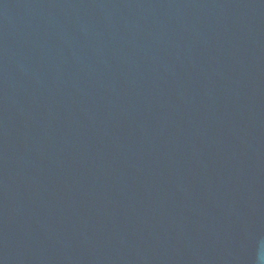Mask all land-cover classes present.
Wrapping results in <instances>:
<instances>
[{"label": "water", "instance_id": "1", "mask_svg": "<svg viewBox=\"0 0 264 264\" xmlns=\"http://www.w3.org/2000/svg\"><path fill=\"white\" fill-rule=\"evenodd\" d=\"M0 264H264V0H0Z\"/></svg>", "mask_w": 264, "mask_h": 264}]
</instances>
